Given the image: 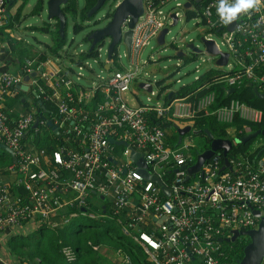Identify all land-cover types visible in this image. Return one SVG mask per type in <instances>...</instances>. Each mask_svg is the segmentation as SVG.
Listing matches in <instances>:
<instances>
[{
    "label": "built area",
    "instance_id": "2783aa9c",
    "mask_svg": "<svg viewBox=\"0 0 264 264\" xmlns=\"http://www.w3.org/2000/svg\"><path fill=\"white\" fill-rule=\"evenodd\" d=\"M170 1L142 0V11L132 26L129 53L125 48L121 54L116 44L111 57L115 61L110 60L105 71L96 72L83 90L78 86V79L84 76L80 70L58 66L48 71L44 67L46 61L36 57L25 59L22 73L0 72V141L12 149V161L6 169L15 176L11 186L0 184V235L8 228L29 226V223L61 227L69 222L70 216L79 213L100 219L108 211L121 224V230L137 242L148 260L155 264H187L191 255L197 256L201 264H224L220 260L223 252L219 238L230 237L233 229L257 226L264 216V155L254 159L249 154L228 157L229 166L220 169L224 155L218 149L202 163L199 171L188 178L185 176L187 167L197 157L191 151L195 146L192 132L196 128L192 123L196 117L213 115L221 123H231L235 117L259 121L260 108L236 97L215 105L214 90L192 100L189 94L159 99L158 79L147 71L141 78L152 85L146 100L129 103L125 95L138 79L144 64L158 60L152 56L141 59L142 48L172 21V12L178 19L181 16L174 7L166 8ZM185 1H190L188 7L184 6ZM185 1H176L175 6L194 11L193 18L207 27L208 33L203 36L212 39L218 49L228 52L225 66L230 72L220 74L217 81L226 89H236L247 80V84L264 93V0L239 13L232 29L221 21L219 0ZM198 2H201L199 7L196 6ZM234 2L229 0L230 4ZM10 14L6 0H0V26L9 22ZM127 21L128 18L123 21L122 31ZM103 42L104 39L93 49L96 51L92 56L94 63L104 61L100 53ZM74 53L77 58L80 51ZM200 53L209 56L203 57ZM121 56L127 57V65L121 62ZM197 56L201 59H195L198 63L194 68L198 71L201 62L212 59L213 55L203 50ZM182 62L176 60L173 72L179 73L178 66ZM83 65L92 68L88 61ZM83 65L80 61L78 68ZM32 71H36V75L30 76L28 83L37 97L54 101L58 113L54 122L63 133L62 143L49 154L44 147L26 146V133L36 118L34 110L12 117L2 105L6 95H14L21 89L23 74ZM71 71L76 73V79L69 76ZM199 76L195 74L193 80ZM53 77L63 88L61 94L54 97L46 85ZM155 85L157 90H154ZM204 86L209 84L198 86L196 91ZM97 92L100 100L95 97ZM179 120L191 126L190 133L172 145L166 139V126L161 125V121L169 122L177 130V126L183 127ZM109 137L125 140L126 144L110 142ZM133 149L143 156L150 174L158 175L162 184L170 189L169 195L163 192L160 184L137 171L131 159ZM50 162L53 165L50 166ZM172 169L173 175L167 185L162 175ZM19 187L24 191L20 192ZM93 194L107 200V206L102 203L107 210L97 214L88 211ZM146 224L153 225V229H144ZM62 252L67 259L75 256L67 245L62 247ZM117 255L120 264H133L128 252L118 249Z\"/></svg>",
    "mask_w": 264,
    "mask_h": 264
},
{
    "label": "trees",
    "instance_id": "16d2710c",
    "mask_svg": "<svg viewBox=\"0 0 264 264\" xmlns=\"http://www.w3.org/2000/svg\"><path fill=\"white\" fill-rule=\"evenodd\" d=\"M95 0H84L83 4L80 6L78 0H68L65 4L61 5V9L66 17V25L64 27L63 35L59 31V22L55 19V22L51 24L41 25V26H32L30 28L41 29L44 32H50L51 34V43H46L47 51H42L33 56L34 53L27 54L24 50L19 49V52L26 57H36L38 60L45 61L49 58V54L59 56L61 54V48L66 43V29H67V20L68 17L73 19L72 30L73 32H78L83 28V24L78 20L82 21L87 19V11L94 4ZM107 2V0H106ZM105 2V3H106ZM116 0H110L108 2L109 7H112L115 4ZM23 1L16 8L13 15L10 14L11 18L18 16L20 14L21 8L23 6ZM201 2L196 3V6L199 7ZM10 9V8H9ZM43 9V0H37L30 10V14H39ZM112 11L108 9L105 13L106 17L111 15ZM195 12L189 9L185 10V18H193ZM13 16V17H12ZM86 39V38H85ZM82 56H93L96 55L95 50H83L80 51L77 58H73L72 54H69V59L79 63ZM183 62L187 63L195 58L194 54L185 55L182 57ZM158 61V60H157ZM99 69H104V63L101 62ZM179 67V66H178ZM93 68L89 69V74L93 75ZM230 72L228 70H221L219 68L211 67L205 70L197 80H192V83L186 84L184 86L180 85L179 90L177 91L179 95L189 94V100H192L195 96L204 94L209 90H214L216 93L215 105L227 103L231 98H238L245 103L260 108L262 110V116L259 121H248L241 118L235 117L231 123H221L213 115H200L196 117L192 123V127L196 129L207 128L214 137L217 138H230L233 139L235 136H240L246 132L253 131L257 128H264V97L258 96L251 85L247 84V80L243 82L240 86H236L235 91L230 92L225 87L224 84L220 81H217V77L221 74ZM174 72L167 74L164 78L158 79L157 83L159 85V90L163 91L166 88H169L173 85V81L165 83L168 78H171ZM209 84V86H204L196 91V88L201 85ZM135 85L138 86L135 82ZM49 90V88H48ZM49 92V91H48ZM168 92V91H167ZM30 95L32 100H29L27 96ZM172 96V95H171ZM95 97L101 99L100 93H96ZM24 98V99H23ZM168 97L165 96V99ZM41 101L44 104V108H41L38 101ZM4 105L7 106L6 111L11 115L14 111L15 115L34 110L35 117H39L38 125L34 128L29 127L28 132L31 134L32 141H27L26 146L31 144L37 147L46 148L48 154L51 153L58 145L62 143L63 133L60 129L57 133L52 130V128L46 123L48 119L55 121L58 118L57 108L50 98L37 97L29 91H24L19 89V91L14 95H6L4 98ZM32 107V108H31ZM42 111V115L39 116V112ZM15 115H11L12 117ZM35 120V119H34ZM169 122L161 121V125L170 126ZM241 128V130H235ZM234 129V130H233ZM45 134V137L48 139L47 143H41L39 136ZM193 140L196 142V146L191 149L192 153L196 156L198 152L209 148L210 139L206 133H192ZM257 136H264L258 134ZM252 137L245 142H233L232 146L227 152V157H234L238 154H249L250 158H259L264 155V144L257 146L256 148H251L252 142L257 137ZM166 139L168 143L176 145L177 143V132L169 131L166 133ZM119 146V145H116ZM12 161V156L9 152L4 149L0 150V172H6L7 165ZM53 165V162L49 164ZM173 175L172 170H166L165 174L162 175L163 182L169 185L170 179ZM18 190L23 192V188L19 187ZM162 196H164L162 194ZM102 204V203H101ZM107 206V202H105ZM91 203L90 207L94 206L96 208L102 209V212L107 210L106 206H102L98 203ZM108 219L102 217L96 219L89 225L92 226H101L99 231L89 232L84 224H65L61 227L50 228L46 224L40 223L35 229L26 231L24 234H12L7 239L8 245L11 247L13 253L16 254V260L19 263L24 262V264H101L98 260V251L94 248V245H100L111 242L115 247L123 248L128 251V253L133 258V264H155L152 261L144 258L141 254V248L137 242H135L127 234L120 233L112 225ZM121 231V230H120ZM247 236H239L234 240L221 239L219 240L221 250L223 254L220 256L221 262L224 264H239V259L242 257L243 248L248 242ZM64 245L70 246L75 253L73 259H67L63 252L62 247ZM103 264V263H102Z\"/></svg>",
    "mask_w": 264,
    "mask_h": 264
},
{
    "label": "rangeland",
    "instance_id": "374dc122",
    "mask_svg": "<svg viewBox=\"0 0 264 264\" xmlns=\"http://www.w3.org/2000/svg\"><path fill=\"white\" fill-rule=\"evenodd\" d=\"M6 2V7L10 8V12L12 11L13 13L15 12L16 6L20 2H24L23 6L21 8L20 14L18 16H14L12 22L13 25H17L19 28L15 29L10 27L14 31L15 34H19L21 36V39L18 40L16 38H13V42L15 46L18 49L24 50L27 54L31 53H39L42 51H47L46 48V43H51V34L50 32H44L41 29H36V28H30L29 25L32 26H41V25H47L55 22V18H48L47 17V0H43V9L40 11L39 14H30V10L32 9L33 5L36 3L37 0H7ZM84 0H78V4L81 6L83 4ZM110 0H107V2L97 9L94 13H92L90 16H87V19L85 20H78L83 24V28L78 31V32H73L72 30V23L73 19L68 17L67 20V29H66V43L63 45L61 48V54L59 56L51 55L48 53L50 56L49 60H45L46 64L44 67H50V68H56L58 66L62 67H71L74 71L80 70L84 76L79 78L78 81L83 84V85H89L90 84V79L94 77L96 72H99V64L93 62L92 56H82L81 61L82 65L84 61H88L89 63L92 64V68L94 70L93 75L89 74V69L86 68L85 65L82 66L81 69L78 68V63L76 64V61L70 60L69 59V54H72L77 51H83L88 49L89 47V40L85 39L88 32L94 28L101 27L106 22L108 21L107 17L104 16V14L110 9V11L113 10L114 6L116 5L117 1L112 7H109L108 2ZM176 1H179L183 3L185 0H172L170 1L167 5L166 8L169 7H174L175 9L179 10L181 13V16L179 20L173 24L170 25L168 24V32L165 34V41L163 44H158L156 42V39L153 38L149 41L148 44H146L140 53V58L141 59H150L151 56L154 59H158V62L156 64H153V62H148L147 64H144L143 68L141 69L140 75L138 76V79L144 78V71H147L148 75H155L154 77L156 79H161L164 78L167 73H171L175 70V63L177 59L183 60V58H178L175 53L177 48L180 47L185 50L186 55H192L191 51L186 48L185 44L189 41H192L194 44L198 45L201 49H204V43L201 40V37L205 34L208 33L207 27L203 25L200 21H198L197 18H185L184 14V8L182 6H175ZM12 25L11 22L4 24L3 26H0V29H3L5 27H8ZM214 38H216L218 41L220 40L217 35L213 34L212 35ZM109 43V38L106 36L104 37V42L102 45V49L100 53L102 54L103 58H106V52L105 49L107 48V45ZM222 49H225V46L221 44ZM118 49L120 53L122 54L123 51L125 50V44L121 41L118 43ZM38 50V52H36ZM199 55H202L203 57H206L207 55L205 53H200ZM78 57V55H77ZM73 58H76L75 53L73 55ZM195 59L197 61H201L199 56H195V58L187 63L182 62L181 65L179 66V73L174 72L169 81L176 80L177 78L180 79V81H191L194 78L195 74H198L199 72H202L204 69L209 67L210 65H214L215 68H219L222 70H228V67L225 65H218L215 64L214 59L201 62L200 69L199 71H195L194 65L196 63ZM231 59V58H230ZM113 60L115 61L114 58H111V61L113 63ZM121 62L124 65L128 64L127 57L121 56L120 58ZM166 65L167 67L164 68L163 66ZM70 75L72 78L76 79V73L71 71ZM137 79V81H138ZM181 85V82L173 81V87L178 88ZM131 88L135 90L136 96H134L131 91H126L125 95L127 99L129 100V103H132L133 101H145L147 94L149 92L144 90L141 87H138L135 85V83L132 84ZM154 90H157V86H154ZM29 100H32V97L30 95L27 96ZM157 98L161 99L159 96ZM132 101V102H131ZM179 124H183V120H179ZM166 131H174L175 126H168L165 127ZM236 137V136H235ZM39 140L41 143H47L48 139L45 137V134L41 132L39 136ZM264 144V136H257L255 140L251 144V148H255L256 145H261ZM3 149L0 147V150ZM13 174H11L9 171L6 172H0V183H8L12 180ZM90 198V197H89ZM91 198L97 202V207L98 203H105L107 200H101L99 198V195L93 194ZM89 212H93L95 214L97 213H102V209L99 207L96 208L94 206L88 207L87 208ZM68 213V212H67ZM70 220L67 224H78L82 223L85 226V228L91 232V231H99L101 230V226H92L89 225L93 221H96L95 218L88 216L87 214H78L76 216H70ZM262 216L261 218H263ZM105 218L108 219L111 223H113V227L115 230H118V224L116 223L115 219L111 216V214L107 211L105 212ZM260 218V219H261ZM259 219V221H260ZM258 221V222H259ZM257 222V224H258ZM22 225V224H21ZM37 227V226H36ZM35 227V228H36ZM34 228V229H35ZM32 230L30 226H15L13 229L11 228L10 233H6L4 235H0V257L3 258L4 261L8 263H19V261L16 260V254L12 252L11 247L7 243L8 237H10L12 234H21L25 233L26 231ZM120 233L121 231L118 230ZM241 236H246V235H241ZM108 243L109 248H108V254L113 253L115 251V246L109 242ZM105 244H101V250L103 247L105 248ZM123 252H128L127 250L123 248H119ZM142 256L144 258H147V255L141 252ZM113 255V254H112ZM103 258V257H102ZM102 260V259H101ZM21 263V262H20ZM24 263V262H22Z\"/></svg>",
    "mask_w": 264,
    "mask_h": 264
},
{
    "label": "water",
    "instance_id": "95a60500",
    "mask_svg": "<svg viewBox=\"0 0 264 264\" xmlns=\"http://www.w3.org/2000/svg\"><path fill=\"white\" fill-rule=\"evenodd\" d=\"M68 0H47V17L55 18L59 22V31L63 35L64 27L66 25V17L64 12L61 9V5L65 4ZM106 0H95L94 4L88 9L87 16H90L94 13L97 9H99ZM200 1V0H196ZM6 2H8L6 0ZM190 5V1H185L184 6L188 7ZM8 8V7H7ZM142 11V0H120L114 6L112 13L109 17H107L108 21L101 27L94 28L90 30L86 36V39L89 40V47L88 50L94 49L95 45L100 42L104 37L109 38V43L107 45V52H106V63L105 68L108 69L110 65V60L112 57V53L114 47L119 42H123L125 44V48L129 53L130 49V41H131V34H132V26L134 25L135 21L137 20L138 16ZM128 18L126 28L122 31L121 25L123 21ZM172 21L169 23L170 25L175 24L179 19L175 15L174 12L171 13ZM236 19H234L231 23L227 25L228 29H232L235 24ZM168 26H165L161 29L159 34L156 37V42L158 44H163L165 41V34L168 32ZM202 42L204 43V49L198 47V45L194 44L192 41H189L185 44L186 48L191 51V54L196 56L199 52L206 50L210 54L218 55L215 59V63L218 65H225L228 58V52L225 50H220L216 47L214 41L212 39H207L204 36L201 37ZM185 50L183 48L177 49L175 55L185 56ZM22 73V71H20ZM36 75V71H32L29 74H23V81L19 84V87L22 90L28 89V84L26 83L29 80L30 76ZM252 86L254 92L260 96L264 97V93L260 92L255 86L249 83ZM139 87L144 88L147 91L151 90V83L140 81L138 83ZM230 92L235 91V87H229L227 89ZM34 95L37 96V93L33 91ZM38 104H40L41 108H44V104L39 100ZM42 115V111L39 112V116ZM39 122V117H36L34 122L32 123V127H36ZM46 123L52 128L54 132H58L59 128L58 125L54 124L51 119H48ZM178 138L177 141L180 142L182 135L189 131L191 126L185 125L183 127L177 126ZM204 132L208 136L210 141L209 148L202 150L197 154L196 160L193 164L187 167L188 174L185 178L191 174H195L197 171L200 170L202 163L208 159L215 150L221 149L224 155V163L220 169H223L225 166H229L227 152L229 148L232 146L233 142H245L246 140L257 136L258 134L264 135V128H257L253 131L246 132L240 136H236L233 139L230 138H217L214 137L213 134L207 129H195L193 132L199 133ZM110 142H114L116 144H126L125 140H114L113 137H109ZM0 147L9 152L12 155V149L5 144L4 142L0 141ZM131 159L135 162L137 166V171L144 177L150 178L154 180L157 184H160L162 187L163 192L166 195L170 194V189L167 188L164 184H162V180L156 174H150L148 171L147 164L143 156L139 155V152L136 150L131 151ZM185 166H182L184 168ZM103 197V196H102ZM253 212H258L257 209H253ZM262 217V216H261ZM260 217V218H261ZM246 235L248 237V242L245 244L243 248L242 257L239 259V264H261L264 259V217L260 219L256 227L249 228V229H233L232 235L230 237H225V239L234 240L237 236ZM224 238H219V240Z\"/></svg>",
    "mask_w": 264,
    "mask_h": 264
},
{
    "label": "crops",
    "instance_id": "0c3cea01",
    "mask_svg": "<svg viewBox=\"0 0 264 264\" xmlns=\"http://www.w3.org/2000/svg\"><path fill=\"white\" fill-rule=\"evenodd\" d=\"M21 3V2H20ZM19 3V4H20ZM19 4L16 6V8L19 6ZM15 8V9H16ZM11 15H13V12L11 11ZM13 17V16H12ZM12 20H13V18H11V20H9V23L11 22V24L12 25H10V26H8V27H5V28H3V29H0V72H2V71H9V72H13V73H19L20 71H22V68H23V64H24V61H25V59L26 58H32L33 56H35V55H37V53L36 54H34L33 56H29V57H26L25 55H23V54H21V52H19V49L15 46V44H14V42H13V38H16V39H18V40H20L21 39V36L19 35V34H15L14 33V31L12 30V29H10V27H12V28H15V29H18L19 27L17 26V25H13V22H12ZM177 49H180V47H176ZM36 52H38V50L36 51ZM208 56H209V54H207ZM217 56L218 55H214V56H212V59H214V61H215V59L217 58ZM178 57V56H177ZM178 58H182V56H180V57H178ZM50 59V56H49V58L47 59V60H49ZM212 59H210V60H212ZM105 61V62H104ZM104 71L106 70V68H105V63H106V59H104ZM183 61V60H182ZM209 61V60H208ZM157 63V61H153V64H156ZM198 62H196L195 63V65L197 64ZM215 63V62H214ZM216 64V63H215ZM194 65V66H195ZM220 66V65H219ZM211 67H214V65H210L209 67H207L206 69H204L203 71H202V73L205 71V70H207V69H209V68H211ZM48 71H54L55 70V68H50V67H45ZM57 68V67H56ZM61 68H63V69H65V68H67V67H62L61 66ZM109 68V67H108ZM195 69V68H194ZM200 69V68H199ZM101 70V69H100ZM222 70V69H221ZM195 71H197V70H195ZM199 71V70H198ZM201 72H199L198 74L199 75H201L202 74ZM69 76H71L70 74H69ZM23 80V79H22ZM167 80H170L169 78L167 79ZM167 80L165 81V83L167 84V83H169V82H167ZM193 80V79H192ZM192 80L191 81H178V82H181V86H184V85H186V84H189V83H192ZM29 81V80H28ZM28 81L26 82L27 84H28V89L27 90H24V91H29V92H31L32 94H34L33 93V91H35L34 90V88H33V86H31L29 83H28ZM141 81V79H138V81L136 80V81H134V83L136 82V84L138 85V83ZM23 82H25V81H23ZM22 83V82H21ZM46 85H47V88H49V94L50 95H52L53 97L54 96H57L58 94H61V92H62V86L61 85H59V83L58 84H56V78H51L50 80H48V81H46ZM78 86H79V88H80V90H83L82 88H84V85L83 84H81L79 81H78ZM139 87V86H138ZM142 88V87H141ZM179 88H180V86L178 87V88H174L173 87V85H171L169 88H166L165 90H163V92L162 91H160V93H159V97L160 98H163V99H165V96H170V95H175V94H177L178 92V90H179ZM144 89V88H143ZM145 90V89H144ZM130 91H131V93L134 95V96H136V92H135V90H133L132 88L130 89ZM146 91V90H145ZM168 91V92H167ZM36 92V91H35ZM24 99V98H23ZM84 99V96H82V100ZM132 102V101H131ZM136 102H141L140 101V99H138V101H136ZM135 101H133L132 103H136ZM2 105H4V103H5V101H4V99L2 100ZM4 107L5 108H7V106H5L4 105ZM10 111H11V115H15V113H14V111L12 112V110H11V108L9 109ZM54 124H56L54 121H52ZM57 125V124H56ZM176 125V124H175ZM179 125H181V126H184L183 124H179ZM177 126V125H176ZM180 127V126H179ZM176 130V129H175ZM176 132H177V130H176ZM189 133H190V131H188V132H186L185 134H183L182 136L183 137H186L187 135H189ZM193 134L195 133V132H192ZM29 136H27L26 135V137H25V141L27 142V141H29V140H32V136H31V134H28ZM177 138H178V132H177ZM194 141V140H193ZM194 144H195V146H196V142L194 141ZM194 146V147H195ZM257 146H259V145H256V147ZM255 147V148H256ZM14 180H15V176L13 175L12 176V180L10 181V182H8V183H0V184H7V185H12L13 184V182H14ZM91 201L93 202V203H96L93 199H91ZM100 205H102L101 203H99ZM114 218V217H113ZM115 219V218H114ZM115 221H116V223L118 224V227L120 228V230L122 229V227H121V224H119V222L115 219ZM33 224H35V223H33ZM33 224H31V223H29L28 225L31 227V229H34L37 225H33ZM13 229V228H12ZM144 229H146V230H152L153 229V225H149V224H146V226L144 227ZM9 231H11V228H8V229H6L5 231H4V233H2V235L3 234H5V233H7V232H9ZM121 232L124 234V232L121 230ZM224 238V237H223ZM108 248H109V246H108V244H105V248L103 247V249L101 250V244L100 245H98L97 246V251H98V260H99V262L102 264H120L119 263V257H118V255H117V250L119 249V248H121V247H119V248H115V251L113 252V253H109L108 254ZM113 254V255H112ZM103 257V258H102ZM102 259V260H101ZM146 259H148V258H146ZM1 260H3V258L2 257H0V264H4ZM132 260H133V258H132ZM150 261V260H149ZM187 264H201V261H200V259L197 257V256H194V255H191L190 256V259H189V261H188V263Z\"/></svg>",
    "mask_w": 264,
    "mask_h": 264
},
{
    "label": "clouds",
    "instance_id": "9594fccd",
    "mask_svg": "<svg viewBox=\"0 0 264 264\" xmlns=\"http://www.w3.org/2000/svg\"><path fill=\"white\" fill-rule=\"evenodd\" d=\"M260 0H235L229 3V0H219L218 14L224 24L231 23L241 12H245L254 6L259 5Z\"/></svg>",
    "mask_w": 264,
    "mask_h": 264
},
{
    "label": "flooded vegetation",
    "instance_id": "af4514ba",
    "mask_svg": "<svg viewBox=\"0 0 264 264\" xmlns=\"http://www.w3.org/2000/svg\"><path fill=\"white\" fill-rule=\"evenodd\" d=\"M104 16H105V14H104Z\"/></svg>",
    "mask_w": 264,
    "mask_h": 264
}]
</instances>
